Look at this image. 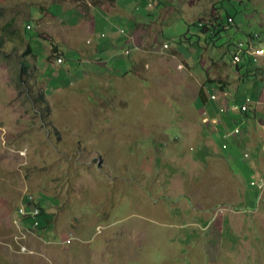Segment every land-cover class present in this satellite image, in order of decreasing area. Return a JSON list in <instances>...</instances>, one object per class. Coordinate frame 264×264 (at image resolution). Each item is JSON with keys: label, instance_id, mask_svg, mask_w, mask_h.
Here are the masks:
<instances>
[{"label": "rangeland", "instance_id": "rangeland-1", "mask_svg": "<svg viewBox=\"0 0 264 264\" xmlns=\"http://www.w3.org/2000/svg\"><path fill=\"white\" fill-rule=\"evenodd\" d=\"M85 2L0 0V264H264V187L251 185L264 183V105L247 117L259 124L252 145L245 115L229 103L220 111L222 94L210 110L219 80L232 91L246 83L228 44L264 34V0H226L219 6L235 13L238 31L208 41L201 33L187 45L178 40L197 32L193 22H210L219 0H162L158 9L120 0L144 24L133 49L119 33L104 50L119 74L107 60L103 79L77 82L85 68L58 64L51 45L70 58L77 50L65 37L92 29L95 39L111 40L100 22L91 25L92 9L83 17L90 27L77 24L69 8H91ZM119 22L128 32L130 22ZM27 42L34 56H25ZM59 69L71 73L60 78ZM29 195L43 207V228L20 224Z\"/></svg>", "mask_w": 264, "mask_h": 264}, {"label": "crops", "instance_id": "crops-1", "mask_svg": "<svg viewBox=\"0 0 264 264\" xmlns=\"http://www.w3.org/2000/svg\"><path fill=\"white\" fill-rule=\"evenodd\" d=\"M87 5L91 6V8L85 7V4H81L80 6H78L76 9L74 8H69V9H73L76 11V13H78V25H80L81 27H85V28H89L90 26H86L84 25V21L87 22L89 21L87 19V15L89 14L88 10L92 9V23L91 25L94 27L96 25V21L97 23L100 22L104 27H106L107 31L106 32H102L101 37H106L109 36L111 38V40L108 41V43L104 44L103 40L99 41L98 39L94 38L93 35V30L89 29L90 31V36L86 37V33H79L77 32V34L81 35L80 37H76L74 38L75 34H72V39L65 37L62 40H64L65 42H67V47H70V43H75L74 47H71L73 49H76L77 51L74 52L76 55H71L70 58H68L65 52H60L61 57H63L64 62L60 63V64H64L66 63L68 60L71 62V64L77 63L80 66H83V68H85V70L83 69L81 72L76 74V77H74L72 80H77L81 81L83 78L85 77H89V76H96L95 78L100 79V77L103 79L106 76V71H108L109 66L105 65V61H109V62H113L112 64V68L113 66H121V64H118L119 62L117 61H111L110 59H108V53H105V48L107 46H109L112 42H116L118 40V35L119 33H123L121 32V28L123 26V23H120L119 21L122 20H128V22H130V24H127L129 30L128 32H124L125 34L127 33L126 37H128V42L131 43L130 45L132 46L133 49V34H134V30L138 29V27H142L144 24L143 23H139L136 19H134V17L132 15L127 16L128 12H126L125 10H123L120 6H119V1L120 0H106L105 1V6L107 8L103 7V4L100 5L98 4V2L95 1H88L86 0ZM119 14V17L115 19H110V14ZM97 14L99 15V21L97 20ZM101 15H104L103 17ZM83 17H85L84 21H83ZM95 18V19H94ZM133 22V23H132ZM57 23V22H56ZM29 26V25H28ZM29 28V27H28ZM58 28V27H56ZM234 29L236 31H238V27L235 26ZM127 31V29H125ZM42 32H38V34H40ZM132 33V34H131ZM57 35H59V32H56ZM63 35H65V33H62ZM264 35V34H263ZM132 36V37H131ZM81 38H90L89 40L86 39V43H77L76 41L81 39ZM28 43V42H27ZM58 48V45H56ZM28 47L30 48L31 45L30 43H28L27 45V49ZM32 48V47H31ZM50 51V49H49ZM32 56L33 55V50L32 53H30ZM138 60L139 62V56H138ZM51 62V61H50ZM246 64L245 66H243V68L241 69H237V72L242 75V79H244V77H248L246 78V83L243 84L242 88L238 87V89L233 90L230 85L227 86L226 91L222 94L223 98L220 96L219 97V103L220 106L224 107L223 105L226 103H229L231 105L237 104L238 102H241L242 100L245 99V97H250L252 99V103L250 105L251 110L248 112V115L250 112H254V118H256L257 113L259 111V107L258 105L262 104L264 105V57L260 58L259 60L252 62L249 59H247V61H245ZM52 63V62H51ZM73 66V65H72ZM62 73L60 76V78L64 77L63 74H70L71 71L66 72L64 69H59ZM76 72V71H75ZM113 73L119 74L118 71H116V69H113ZM58 78V76H57ZM60 78H58V82L60 80ZM80 78V79H79ZM65 82V81H64ZM249 82V83H247ZM248 84V86H247ZM250 91V89H252L251 94H247L248 95H243L245 93V91H243L244 93L240 96L242 97H238V93L239 90H246V88ZM211 95V93H210ZM243 98V99H242ZM242 99V100H241ZM211 101H216L213 104H211L210 106V110L215 111V104L216 107L217 105H219L218 101V96L215 100L211 99ZM209 101V100H208ZM208 101L205 103V105L208 103ZM213 105V106H212ZM221 107V108H222ZM249 107V109H250ZM220 108V111H221ZM207 110V111H206ZM204 110V113L206 114L208 112V109ZM264 110V109H263ZM237 112V111H236ZM242 113V112H241ZM244 114V113H242ZM245 117L242 118V121L246 122L248 125L247 128V132L245 134V138L248 142V144L252 145V141H253V135L256 133V128L257 126H259V124L253 121V119L248 120V115L244 114ZM248 117V118H247ZM213 120L214 124H219L220 126L223 125L226 126V124L228 123L226 118L224 119H220V120H216L219 119L217 116H211L209 117ZM210 119V120H211ZM209 120V121H210ZM208 121V122H209ZM256 121V120H255ZM255 127V128H254ZM260 133V131H259ZM258 134V133H257ZM263 145L261 146V143L259 142L258 145L255 146V149H257L258 153L256 154V158L258 159L260 156V152L262 151ZM205 148V147H204ZM251 170V169H249ZM228 221V223H231V218L226 219L225 221H223L222 223H226ZM71 235H73V233H71ZM105 248V247H104ZM106 254V253H104ZM107 255V254H106ZM108 255H112L110 252L108 253ZM52 257V256H51ZM50 257V258H51ZM52 258H54L57 262L61 261L62 258H59L57 256H53ZM49 261V260H48ZM103 264H106L105 262H103Z\"/></svg>", "mask_w": 264, "mask_h": 264}, {"label": "trees", "instance_id": "trees-1", "mask_svg": "<svg viewBox=\"0 0 264 264\" xmlns=\"http://www.w3.org/2000/svg\"><path fill=\"white\" fill-rule=\"evenodd\" d=\"M141 1H147L148 6L151 8H155L158 9V5L159 4H164V2H162V0H141ZM224 2H226V0H219V4L216 6L214 5L215 9L217 8L218 10V14L214 16V18L212 20H210V22H206L203 23L202 21H197V22H193V24L196 25V27L198 28L197 32L195 33H191L190 36L186 35L185 38H180L178 40L179 44H186L187 43H191L193 44L194 42V37H197V39H202V35L201 33H204L206 35V40L208 41V39H215L221 36V33L223 31L228 30L229 28L234 26L238 27L237 21H236V15L235 13L229 12L228 10L224 11L223 13V6H219L220 4H223ZM224 5V4H223ZM231 19V21H230ZM239 28V27H238ZM40 35H43V33H40ZM253 39L255 40H263L264 39V35L261 34L258 31H252V32H248L246 34V37L244 39L239 40L237 43H232L231 41H229L228 44V48L230 49V54H231V61L233 62V56H234V52L238 51V45L240 42H243V47H242V51H241V61L234 63L235 65V69H241L243 68V66H245L247 59H249L252 62H255L252 57L250 55H248L245 51L247 49V46L251 43L250 41H252ZM52 44H54V42H52ZM3 46V39H0V48ZM51 51H53V54H55V56H59L60 51L57 48L56 44H54V46L51 45ZM30 53H32V48L28 47L25 56L29 55ZM21 64V76H23L25 73H27V69H28V63L26 62V60H21L20 62ZM228 86V82L226 81H220L219 80V86L217 88H215L217 95H221L226 91V88ZM242 100V99H241ZM199 101H201L202 104H204L207 101V97L204 91V88L201 89L200 91V96H199ZM244 100H242L240 103L237 104H241L243 103ZM239 105V106H241ZM251 110V107L249 109V111ZM226 111V110H225ZM242 112L246 115H248V112ZM236 112V111H234ZM252 182V181H251ZM252 185V184H251ZM28 200V197H27ZM37 203L40 205L41 210L43 212V207L39 202V199L37 201ZM48 222V219L44 218L41 221V224L39 226H37L38 228H43L46 223ZM20 224L23 225L24 227L29 226L30 228H34L33 222L31 219L29 218H24L21 217L20 220Z\"/></svg>", "mask_w": 264, "mask_h": 264}, {"label": "built area", "instance_id": "built-area-1", "mask_svg": "<svg viewBox=\"0 0 264 264\" xmlns=\"http://www.w3.org/2000/svg\"><path fill=\"white\" fill-rule=\"evenodd\" d=\"M230 21H231V19H230ZM250 42L251 43L247 46V49L245 52L248 55H250L254 61H257L260 58L264 57V39L260 40V41L253 39ZM165 46L167 47L168 45L165 44ZM243 46H244L243 42H240L238 45V51L234 52V56H233V62L234 63L241 61V58H242L241 57V51H242ZM63 61L64 60L62 57L57 58L58 63H62ZM210 97H211V99L215 100L217 98V92L214 90L211 93ZM251 103H252V99L250 97H245L242 105L239 106V105L235 104V105L231 106V111L246 112L249 110ZM225 110H226L225 107L221 108L222 112ZM235 132L236 133L240 132V129L236 128ZM251 183H252V185L258 187L260 190L264 187V183L262 180L257 181V182L252 181ZM19 211H20V215L22 217L29 218L32 220V222H33L32 226L33 227H37L40 225L41 220H42L41 219L42 210H41L40 205L37 203L36 197H34L33 195H29L28 200L20 206Z\"/></svg>", "mask_w": 264, "mask_h": 264}, {"label": "clouds", "instance_id": "clouds-1", "mask_svg": "<svg viewBox=\"0 0 264 264\" xmlns=\"http://www.w3.org/2000/svg\"><path fill=\"white\" fill-rule=\"evenodd\" d=\"M28 27H29V26H28ZM122 30H123V31H122ZM121 32H125V29L122 28V29H121ZM58 57H61V56H57V57H56V61H57V58H58ZM62 58H63V57H62ZM63 60H64V59H63ZM63 62H64V61H63ZM63 62H62V63H63ZM57 63H58V62H57ZM58 64H60V63H58ZM215 91H216V90H215ZM211 93H212V92H211ZM210 96H211V95H210ZM217 96H218V95H217ZM234 105H235V104H234ZM236 105H238V104H236ZM231 106H233V105H231ZM223 112H225V111H223ZM240 131H241V130H240ZM251 184H252V183H251ZM253 186H254V185H253ZM43 214H44V212H42V214H41V216H42L41 219H42V220L45 218V216H44ZM42 220H41V221H42ZM40 224H41V223H40ZM71 236H72V235H71Z\"/></svg>", "mask_w": 264, "mask_h": 264}, {"label": "bare ground", "instance_id": "bare-ground-1", "mask_svg": "<svg viewBox=\"0 0 264 264\" xmlns=\"http://www.w3.org/2000/svg\"><path fill=\"white\" fill-rule=\"evenodd\" d=\"M19 214H20V212H19Z\"/></svg>", "mask_w": 264, "mask_h": 264}]
</instances>
